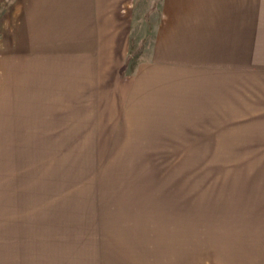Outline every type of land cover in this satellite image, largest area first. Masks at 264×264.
<instances>
[{
    "label": "rangeland",
    "instance_id": "obj_1",
    "mask_svg": "<svg viewBox=\"0 0 264 264\" xmlns=\"http://www.w3.org/2000/svg\"><path fill=\"white\" fill-rule=\"evenodd\" d=\"M151 5L134 11L119 75L106 50L90 66L71 49H0V264H103L109 246L131 259L116 240L133 195L165 175L203 195L264 172V0Z\"/></svg>",
    "mask_w": 264,
    "mask_h": 264
},
{
    "label": "crops",
    "instance_id": "obj_2",
    "mask_svg": "<svg viewBox=\"0 0 264 264\" xmlns=\"http://www.w3.org/2000/svg\"><path fill=\"white\" fill-rule=\"evenodd\" d=\"M141 1L149 2L0 0V38L3 41H0V49H27L30 58L34 56L32 50L71 49L76 60L79 56L76 53L92 59L90 66H100L101 52L106 50L108 64L117 66V50L130 48L132 19ZM159 1L151 0V8H158ZM167 39L169 35L161 27L155 39L154 54L163 65L172 64L173 57L168 56L166 60L165 56H160L161 50L176 47L165 46ZM129 52L122 55L115 74L127 68L132 53ZM41 55L48 60L46 52ZM29 64H33L31 59ZM142 69L137 72L140 76ZM93 83L96 89L100 86L95 75ZM258 174L243 175L244 179L254 178L247 183L242 180L243 176L220 175L219 192L203 195H198L192 186H182L186 181L179 179L184 176L165 175L172 180L157 186L158 191L152 193L151 199L147 192L140 193L139 197L133 195L132 209L125 212L126 229L123 238L116 241L123 242L125 251L132 252L131 259L125 253V261L114 260L109 246L108 254L102 256L103 264H264V172ZM108 242H112L111 238ZM100 250L95 253L99 259Z\"/></svg>",
    "mask_w": 264,
    "mask_h": 264
},
{
    "label": "trees",
    "instance_id": "obj_3",
    "mask_svg": "<svg viewBox=\"0 0 264 264\" xmlns=\"http://www.w3.org/2000/svg\"><path fill=\"white\" fill-rule=\"evenodd\" d=\"M129 59H130V57H128V62H129ZM126 66H127V64H126ZM124 68H125V66H124Z\"/></svg>",
    "mask_w": 264,
    "mask_h": 264
}]
</instances>
